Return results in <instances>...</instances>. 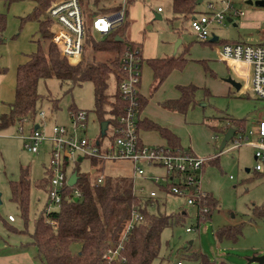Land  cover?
<instances>
[{"label": "rangeland", "instance_id": "1", "mask_svg": "<svg viewBox=\"0 0 264 264\" xmlns=\"http://www.w3.org/2000/svg\"><path fill=\"white\" fill-rule=\"evenodd\" d=\"M93 2L90 0V7L87 8L86 14L90 26H92L95 17L93 13L97 11V8H110L117 5V0L100 3L98 6ZM131 2L133 0H128V7L131 6ZM134 2L138 6L137 12L140 13L138 22L140 23L131 29L134 31L135 29L144 30L146 36L150 33H157L160 51H162L161 47L165 45L173 46L174 51V47L181 39L185 45L189 46V53L192 55H196L199 51L204 52V49H211L213 50L211 59L215 62L218 61L215 51L221 49V46L210 47L202 44L193 34L184 17L174 19L175 15L171 11L173 0H134ZM211 3L215 6L214 10H209L208 6ZM233 3L235 9L244 12V16H234L232 23L225 20L223 24L210 25L211 34L216 31L215 35L220 40L231 43L264 44V7L249 5L243 0H233ZM35 4V0L9 2L0 0V13H4L8 17L7 30L3 35L4 43L0 44V53L4 52L5 46H16L17 49H13L14 52L25 53L30 51L29 49L36 48L35 42L39 35L38 30L35 29L37 23L27 21L21 29V18L32 13ZM159 7L164 10L161 14L162 20L155 19V13ZM226 8L227 6L222 4L221 0H204L195 6V13L197 17H201V15H213L217 12L224 13ZM129 21L133 25L131 16ZM175 33L181 35L177 41L173 39ZM93 34L96 38L100 36L95 32ZM208 41H211V36ZM49 43L51 42H45V47ZM155 44L156 38L154 37L149 42V46H155ZM84 60L86 61L85 57ZM1 63L3 66H7L9 56L5 55ZM86 63L88 62L86 61ZM209 67L216 70L214 65ZM221 67L225 73L222 72L223 76L218 77L225 79L224 76L229 75V71L226 70L224 64ZM205 72L204 67L199 63L198 65L193 64L181 72L171 74L150 98L148 111L149 115L158 119V123L170 128L180 138L182 146L191 147L199 157L210 158V162L205 164L201 172L200 187L203 192L212 194L219 204L209 219H199L198 206L188 205L186 197H178L164 192L159 185L150 181V177H165L167 175L166 168L162 166L142 162L138 167L143 169L144 175L139 177L135 175V164L130 160L98 161L94 164L84 151H77L73 159L66 160V175L68 177L77 167V158H83L79 163V170L82 173H87L92 183L97 185L104 183V180H100L101 174L112 180L119 177L132 178L135 188L143 187L146 196H149L152 191L158 193L166 204L168 214L186 212L185 218L180 223H173L164 229L159 257L152 264H178L179 262L182 264H248L247 259L251 255L255 253L264 255V168L260 172L255 170L257 164L255 150L248 145L231 150L233 143L229 142L223 151L220 150L225 135L221 131V127L232 125L233 119L242 120L244 127L237 128L236 137L240 138L243 133H250L260 121L264 120V101L257 99L251 91L243 89L237 91L231 87L226 92H220V88L216 86L219 81H215L209 73ZM144 81L142 74V84L145 89ZM191 83L200 89H197L195 93V103L189 106L185 114L169 113L160 108V101L179 95L176 85L187 86ZM206 88H209L213 93L206 96L204 91ZM115 89V80H112L110 92H115ZM10 90L11 88H8L7 92L5 91L6 94ZM38 91L46 100L41 110L46 114V118L41 119L38 115L34 122L25 121L23 125L16 123L0 130V193L2 200L0 205V249H4L5 245H10L13 252H29L34 264L42 263L36 247L30 245L31 234L34 231L36 220L43 211H46V204L49 202L47 192L38 188L37 183L46 177L45 171L50 161L51 143L44 142L39 151L33 153L25 148V139L36 126L40 128L46 138L50 137L52 129L58 126L67 128L77 139L84 138L90 142L101 139L104 146L110 141L108 135L104 138L101 135V122L94 112L95 88L91 82L73 85L69 82L61 83L56 79L42 80L39 83ZM148 92L147 90L146 94ZM72 109L87 112L86 130L75 128L70 115ZM214 127L215 129H213ZM108 131L112 132V128ZM217 158L218 160L215 161ZM101 168L99 173L91 174L92 170ZM23 169L30 170L31 179L30 207L26 218L22 215L18 203L12 200L11 191V183L20 180ZM56 210H58L56 206H52L50 209V211ZM10 216L14 218V221L9 220ZM229 225H240L241 237L237 242H220L216 238L217 231ZM80 250L79 243L71 245L73 253H78ZM202 255L206 257L207 263L199 261Z\"/></svg>", "mask_w": 264, "mask_h": 264}, {"label": "trees", "instance_id": "2", "mask_svg": "<svg viewBox=\"0 0 264 264\" xmlns=\"http://www.w3.org/2000/svg\"><path fill=\"white\" fill-rule=\"evenodd\" d=\"M35 2L33 12L22 18L21 29L27 21L37 22L41 41H38L37 50L17 68L14 100L9 104L8 111L0 113V130L16 123H22L25 119L35 121L46 101L38 91L39 83L49 79H56L61 83L69 82L73 85L91 82L95 88L94 112L101 123L108 122L109 127L114 130L119 126V119L125 114L128 106L120 91L125 75L121 58L128 46L138 48L137 44L126 38L128 23L125 22L115 32L104 38L101 36L96 38L86 19L84 57L88 63L84 60L79 66H71L58 57L54 44L51 42L52 22L46 12L53 0H35ZM93 4L98 6L100 3L94 1ZM118 9L119 6H114L94 12L93 15ZM7 25V15L0 13V44L4 43L3 35L7 30ZM47 41L51 43L45 47L44 43ZM149 63L154 70L156 89L174 70H182L187 60L181 56L154 59ZM5 71L0 67V72ZM112 80H115L116 89L111 93ZM178 90L180 97L166 100L163 106L168 110L184 114L189 106L195 103L197 87L194 85L180 86ZM139 102L140 115L147 100L140 95ZM54 105L56 106V103ZM71 111H76V109ZM232 126L238 131L237 128L244 127V121L233 119V124L226 125L225 128L221 127V131L226 133L227 129ZM141 128L159 132L167 140L169 147L181 149L179 139L170 130L149 120H140L139 116V129ZM113 139L114 137L111 140ZM91 159L94 164L99 161L96 158ZM217 160L218 158L215 161ZM79 163L77 160V167L72 172V174L77 173L78 181L75 186L65 187L58 210L43 211L35 222L30 245L36 247L41 263L107 264L103 260L104 253L110 245L121 240L133 210L138 209L144 215V221L128 235L124 242V249L121 251V258L111 264H152L159 257L164 229L173 223H180L185 218L186 212L168 214L163 198L159 195L156 198L138 195L135 192L132 178L119 177L115 180L106 178L103 184H94L87 173L80 172ZM45 172L46 177L37 183V187L47 192L49 201L46 204L47 208L50 203L49 192L51 190V173L48 166ZM11 191L12 200L18 203L22 215L26 218L31 193L29 169H23L20 180L11 183ZM76 191L79 192V196H76ZM218 204V200L212 194L206 193L198 206V218L209 219ZM205 207L208 208L207 212H204ZM241 235L240 225H229L220 228L216 233V238L220 242H237ZM74 243L81 245L78 253L71 251V245ZM199 261L207 263L203 255L200 256Z\"/></svg>", "mask_w": 264, "mask_h": 264}, {"label": "built area", "instance_id": "3", "mask_svg": "<svg viewBox=\"0 0 264 264\" xmlns=\"http://www.w3.org/2000/svg\"><path fill=\"white\" fill-rule=\"evenodd\" d=\"M99 3H107L111 0H91ZM256 2L258 0H243ZM227 8L223 12L212 13L213 15H201L191 20V29L201 41H208L211 36L209 26L212 23L223 24L228 18L234 16L242 17L244 12L235 9L233 0H221ZM128 0H117L119 9L98 13L92 23V31L99 34L101 38L115 32L117 28L126 22ZM90 7V0H56L48 9V18L52 24L50 32L51 42L57 51L58 57L71 66H79L84 62V49L87 34L86 11ZM209 10H214V4H209ZM108 8H97L99 10ZM159 12L162 8H159ZM230 13L229 15H226ZM119 39V38H118ZM220 58L230 64L232 72H241L240 81L242 85L251 91L257 99L264 101V45L246 43H227L219 50ZM124 71V79L120 85V91L127 101L126 112L119 119V126L109 133L110 141L104 146L101 139L90 142L84 138L77 139L67 128L55 126L50 137L46 138L40 128L34 127L31 134L25 139V148L33 153L39 151L44 142L51 143L50 161L48 168L51 173V190L49 192L50 203L47 212L52 206L60 207L62 193L68 185L69 177L66 175V160L73 159L77 151H84L90 158L99 161L108 160H130L135 164V175L142 177L144 171L138 165L147 162L155 166L166 168L165 177H150V181L159 185L161 190L178 197H186L188 205L200 206L206 193L201 190V172L204 165L210 158H203L195 155L190 150L173 149L169 146H149L143 144L139 135V107H140V84L142 78L141 51L139 48L127 47L121 58ZM75 128L87 129L88 114L86 111L76 110L70 112ZM41 119L46 118L44 112H40ZM25 119L21 125L24 124ZM105 136V137H106ZM237 131L231 150L240 146L248 145L255 150L256 171H261L264 165V120L260 121L257 129L250 133H243L237 138ZM112 137H114L113 140ZM104 138V137H102ZM89 150L90 152H86ZM79 159V157L77 158ZM102 169L95 170L99 173ZM100 180L106 181V176L100 175ZM103 184V183H102ZM135 192L142 197L156 198L158 193L150 192L145 195L144 188L136 189ZM76 196L79 192L76 191ZM208 208H204L207 212ZM14 221L13 217H9ZM144 221V215L134 209L126 225L121 240L113 243L103 255V260L111 264L121 258V251L124 249V242L128 235L137 225ZM190 231V229H188ZM178 264H182L179 262Z\"/></svg>", "mask_w": 264, "mask_h": 264}, {"label": "crops", "instance_id": "4", "mask_svg": "<svg viewBox=\"0 0 264 264\" xmlns=\"http://www.w3.org/2000/svg\"><path fill=\"white\" fill-rule=\"evenodd\" d=\"M131 3H132L131 6H129L130 8L127 6L126 22L128 23V26H127V31H126V38L130 42L137 44L138 48L141 51V57L143 60L142 74H143V77L145 79V81H144L145 89L143 88L142 78H141V84H140L139 89H140V94H141L142 98L147 100V104H146L144 110L139 115L140 120H144V119L149 120L151 122L158 124L159 126H161L163 128H167L168 130H170L173 133V131L170 128L163 126L160 123H158V121H157L158 119L156 117L149 115L150 113L148 111V106H149L150 98L153 97L155 91H157L160 88V86H162V85H160L158 88L155 89L154 70L149 63L150 60L178 58V57L183 56L187 60L185 67L182 70H174L171 74H173L174 72H179V71L181 72L185 69H188L193 64L198 65L200 63L204 67V70L206 71L205 73H209L210 77L214 78L215 81H219V82H217L219 84H217L216 86H218L220 88V92H224V91L226 92V91H228L227 90L228 88L230 90V88L232 87L229 83H227L225 81V79H227L228 77H232L234 80H236L237 82H239L241 84L240 90L243 89L244 91H248L244 87V85H242V82L240 81L241 72H239V70H237V66H236V70L234 72H232V70L230 69V64L220 58V55H219L220 49L219 50L216 49V51H215V54H216V57L218 60L217 62H215L211 59V55L213 52V50H211V49L210 50L204 49V52L199 51V52H197L196 55H192L191 53H189V46L185 45L184 41L180 39L181 38V35H179L180 33H178V34L175 33L173 35L174 41H177L178 39H180V40L178 41L177 45L174 47V51H173V46H170V45L169 46H166V45L162 46L161 47L162 51H160V46H158L159 45L158 44L159 36L157 33H150L149 35L146 36V32L144 30L143 31L136 30V29H135V31L132 30L131 28H133L134 25L138 26V23H140V22H138L140 20L139 19L140 13L137 12L138 6L134 2V0ZM194 5L195 6L199 5V4H197V0H173V3L171 5V11L175 15L174 19H180L181 17H184L185 20L188 21L189 28L191 29V20L193 18H197ZM35 6H36V4L34 5L33 9L35 8ZM159 8H161V7H159ZM159 8L157 9L155 16L158 15L161 17V14L164 12V10L162 9V11L159 12L158 11ZM33 9H32V11H33ZM191 10H192V12H191ZM29 14H31V13H29ZM28 15H26V16H28ZM26 16H23L22 18H24ZM130 16L132 18L133 25L130 24V21H129ZM22 18H21V21H22ZM155 19H156V17H155ZM156 20H162V17H161V19H156ZM212 24H214V23H212ZM35 29H37L39 32L38 24L36 25ZM213 32L214 33L211 34V41H201L194 32H193V34L197 37V39L202 44H205V45L210 46V47L216 46V45H220L222 47L224 45L223 44L224 42L231 43L228 41L220 40L219 37H217L215 35L216 31H213ZM154 37L156 38L155 46H149V42L152 41V38H154ZM213 38H216V40L212 41ZM38 41H40V34L38 35V39L35 42L37 46H38ZM206 43H208V44H206ZM233 43H235V42H233ZM256 44H260V43H256ZM37 46L34 49H29L30 51H26V53L25 52H14L15 50L13 51V49H17L16 46H5L6 48H5L4 52L2 51L0 53V67L2 69L6 70L5 72H0V113L8 111L9 104H11L14 100L16 72H17L18 66L27 61L29 56L37 50ZM212 49H214V48H212ZM160 54H162V55H160ZM5 55H6V57L9 56V63H7V66H3L1 63V60H2V58H4ZM222 64H224L226 66V70L229 71V75L224 76L225 79H223V78L220 79L218 77V76H223L221 74L222 72H223V74L225 73V70L221 69ZM211 65H214L216 70L211 69L209 67ZM10 74H11V76H10ZM222 83H223V85H222ZM190 85H194V84L191 83L187 86H190ZM226 85L228 86L227 88H226ZM180 86H182V85H176V90H177V92H179V95L177 97L166 98V99L159 102V106L161 109H163L169 113H179V112H175V111H171V110L166 109L163 106V103L169 99L179 98L180 97V91L178 90V87H180ZM194 86H196V85H194ZM8 88L9 89L11 88V90H10V92H8L6 94ZM197 89H200V88L197 87ZM147 90L149 91L148 94H146ZM240 90H238V91H240ZM204 91H205L206 96L211 95L212 91L209 88L208 89L206 88ZM179 114H183V113H179ZM230 128H233V127H230ZM256 129H257V127L254 130H256ZM241 131L245 132L244 130H241ZM139 135H140L141 142L143 144H146L149 146H162V147L169 146L167 140L164 139L160 135V133L155 131V130L141 128V129H139ZM175 136L180 141L179 143H180L181 149L190 150L195 155H197V153L191 147L182 146L180 138L177 135H175ZM197 156H199V155H197ZM104 162H106V161H104ZM94 173H95V171L92 170L91 174H94ZM253 256H263V255L255 253L254 255H251V257H253ZM251 257H249L247 259L248 262H249V259ZM0 264H34V260L31 257L29 252H13V249L10 245H8V246L5 245L4 249H0Z\"/></svg>", "mask_w": 264, "mask_h": 264}, {"label": "water", "instance_id": "5", "mask_svg": "<svg viewBox=\"0 0 264 264\" xmlns=\"http://www.w3.org/2000/svg\"><path fill=\"white\" fill-rule=\"evenodd\" d=\"M203 1L204 0H197V4H201ZM247 4L255 5L257 7H264V0H258L256 2L249 1ZM155 17H156V19H161V17L158 15H156ZM227 22L232 23L233 19L228 18ZM215 40H216V38H213L212 41H215ZM225 81L227 83H229L232 87H234L237 91L241 89V84L239 82H237L236 80H234L232 77H228L227 79H225ZM108 126H109V123L106 121L101 123V135H102V137L106 136ZM37 128H38V126L36 127V129ZM235 134H236L235 128H229L227 130V132L224 135V139L222 141L221 147H220L221 151H223L224 148L227 146V144L234 138ZM78 160H79V162H81L83 160V158H79ZM77 181H78V175H77V173H73L69 177L68 185L69 186H75ZM1 203H2V200H1V193H0V205H1ZM248 264H264V255L263 256H253L251 259H249Z\"/></svg>", "mask_w": 264, "mask_h": 264}]
</instances>
